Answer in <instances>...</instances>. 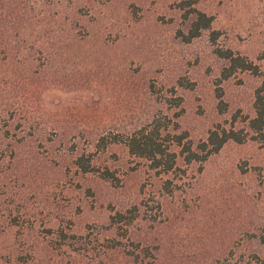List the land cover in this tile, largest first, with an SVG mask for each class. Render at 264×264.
<instances>
[{"label":"rangeland","instance_id":"1","mask_svg":"<svg viewBox=\"0 0 264 264\" xmlns=\"http://www.w3.org/2000/svg\"><path fill=\"white\" fill-rule=\"evenodd\" d=\"M182 1L1 0L0 264H264L263 141L203 164L174 144L171 174L125 144L155 121L194 149L217 129L250 132L264 0H190L214 18L190 43ZM217 49L257 70L220 81Z\"/></svg>","mask_w":264,"mask_h":264},{"label":"trees","instance_id":"2","mask_svg":"<svg viewBox=\"0 0 264 264\" xmlns=\"http://www.w3.org/2000/svg\"><path fill=\"white\" fill-rule=\"evenodd\" d=\"M179 6L181 10L185 11V17L189 18L188 34L181 33L185 42L190 43L194 39L199 38L204 32L212 30L214 18L206 14V12H202L195 8L192 1H182ZM12 9L13 6H10L9 10H11V13ZM12 16L14 19L15 15L13 14ZM219 35V32L212 31V41L216 42V40L219 38ZM216 52L220 58L228 61V65L222 71L220 81L230 78L238 70H257L255 65L249 63L243 57L236 55L230 49H217ZM49 60L50 59L47 58V66H49ZM217 97L222 98V95L218 94ZM177 100V105H180L181 99L179 98ZM255 111V117L249 122L250 132L253 134V136L250 132L246 133L244 130L236 131L234 129H217L211 131L208 140L201 143L198 149H194L192 143L185 142V140H187V134H165L164 132H166L165 130L167 125L162 129L161 123L155 121L148 126L137 129L135 132L129 135L125 141V144L128 147L131 155L148 161L152 170H155L158 173L171 174L177 168V160L179 156L173 149H171L174 144L178 147H182L180 154L185 155L184 159L187 164H203L211 155L218 153L229 141H234L241 144L251 136V138L255 140L259 139L264 142V95H261L260 91L257 93ZM77 166L84 173L91 172L93 169L90 160L83 156L78 157ZM170 182L171 181H167L165 187H168ZM168 190L169 192H172L171 189ZM124 217L125 216L122 214L117 215V218L119 219ZM134 218L135 216L130 219V222ZM260 242L264 245V235L260 237Z\"/></svg>","mask_w":264,"mask_h":264}]
</instances>
